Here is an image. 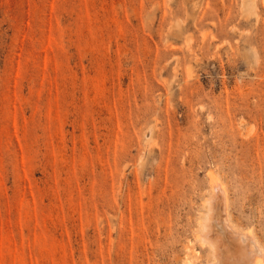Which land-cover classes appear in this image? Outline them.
Returning a JSON list of instances; mask_svg holds the SVG:
<instances>
[{
    "label": "rangeland",
    "instance_id": "374dc122",
    "mask_svg": "<svg viewBox=\"0 0 264 264\" xmlns=\"http://www.w3.org/2000/svg\"><path fill=\"white\" fill-rule=\"evenodd\" d=\"M207 198L264 249V0H0V264H207Z\"/></svg>",
    "mask_w": 264,
    "mask_h": 264
},
{
    "label": "bare ground",
    "instance_id": "6f19581e",
    "mask_svg": "<svg viewBox=\"0 0 264 264\" xmlns=\"http://www.w3.org/2000/svg\"><path fill=\"white\" fill-rule=\"evenodd\" d=\"M211 180H213V177ZM215 181L216 180H214V182ZM211 183H212L211 186H213V182ZM220 197L222 196H220L218 193V194H215L213 198L212 197L211 198L213 200L217 199L220 204V201H219ZM212 199L207 198V200L204 202L205 208H203L204 210L203 212H201L202 214L198 218L199 230L201 232L198 238L200 239L201 243L207 245L208 250H209V259L207 261V264H234L236 262V261L234 262V255L236 254L232 252L236 251L235 245H234L235 243L236 244L238 243V245H242V248H243L238 253L241 256L240 255L238 256L237 262L235 264H264V249L259 244V241L253 236L252 232L243 233L242 231V233H239L236 235L235 227L230 225L228 214L226 213V211H228L227 206L223 207V211L225 214V215L223 214L225 216L223 217L225 219L223 221H225L224 222L225 226L222 220L221 221L223 224H219V221L216 220L217 212H218L217 210L219 209L218 208L219 205H216V202L214 203ZM215 220L217 221V225H218L217 231L219 232H216V229H215L216 227L215 228L211 227V222L213 225ZM241 242L242 244H240ZM229 252L231 253V256H229V254L227 256V253ZM183 264H193V261L191 260L186 261Z\"/></svg>",
    "mask_w": 264,
    "mask_h": 264
}]
</instances>
